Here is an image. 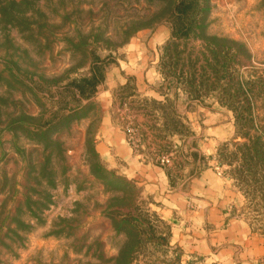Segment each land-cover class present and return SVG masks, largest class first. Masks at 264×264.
<instances>
[{
    "label": "rangeland",
    "instance_id": "rangeland-1",
    "mask_svg": "<svg viewBox=\"0 0 264 264\" xmlns=\"http://www.w3.org/2000/svg\"><path fill=\"white\" fill-rule=\"evenodd\" d=\"M150 39L155 100L128 68ZM216 104L226 138L207 162L262 229L264 197L233 171L244 132L264 141V0H0V264H208L171 244L154 192L98 144L110 118L177 183L181 143L207 137L182 107Z\"/></svg>",
    "mask_w": 264,
    "mask_h": 264
},
{
    "label": "crops",
    "instance_id": "crops-1",
    "mask_svg": "<svg viewBox=\"0 0 264 264\" xmlns=\"http://www.w3.org/2000/svg\"><path fill=\"white\" fill-rule=\"evenodd\" d=\"M155 45L156 39L141 45L137 42V51L128 58L136 88L145 90L144 94L154 100L161 99L162 94L154 92L150 86L146 88L144 77L150 83L156 79L154 65H151L156 61ZM185 106L183 112L193 129L205 131L207 137L198 139L197 150L188 144V140L181 143L187 157L180 169L184 175H178L177 183L173 181L170 169L133 154L124 134L112 127L110 118L102 120L103 125H110V132L99 141V152L102 155L118 153L128 162L124 170L129 174L128 178L140 181L154 192L161 217L172 223L171 244L178 246L184 255L203 258L208 264H264V228L253 227L237 214L238 196L226 188L223 178L217 176L207 162V157H213L217 144L226 138V118L217 111H223V108L216 104L212 111L195 106L191 112L186 111ZM177 142L179 145L180 140Z\"/></svg>",
    "mask_w": 264,
    "mask_h": 264
},
{
    "label": "trees",
    "instance_id": "trees-1",
    "mask_svg": "<svg viewBox=\"0 0 264 264\" xmlns=\"http://www.w3.org/2000/svg\"><path fill=\"white\" fill-rule=\"evenodd\" d=\"M165 72H167L165 70ZM169 72L165 73L168 74ZM167 76V75H166ZM94 85V81H92ZM94 87V86H93ZM241 92V88H238ZM241 95L243 93L241 92ZM234 112L236 109H232ZM236 113V112H235ZM242 111L237 112L235 119H240ZM239 117V118H238ZM245 141L237 146L240 154V163L238 168L234 169L235 180L246 189H250L247 195L254 197L255 191H260L264 197V141L260 135L250 138L248 132H244ZM261 190H260V189Z\"/></svg>",
    "mask_w": 264,
    "mask_h": 264
},
{
    "label": "built area",
    "instance_id": "built-area-1",
    "mask_svg": "<svg viewBox=\"0 0 264 264\" xmlns=\"http://www.w3.org/2000/svg\"><path fill=\"white\" fill-rule=\"evenodd\" d=\"M162 161L165 162V163H168L169 162V159L168 158H165Z\"/></svg>",
    "mask_w": 264,
    "mask_h": 264
}]
</instances>
